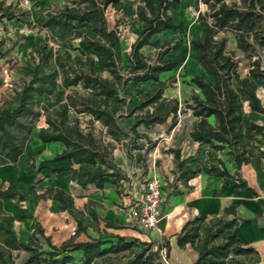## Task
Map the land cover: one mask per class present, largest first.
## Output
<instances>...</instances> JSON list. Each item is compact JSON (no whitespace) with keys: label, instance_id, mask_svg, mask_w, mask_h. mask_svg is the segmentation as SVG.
<instances>
[{"label":"trees","instance_id":"obj_1","mask_svg":"<svg viewBox=\"0 0 264 264\" xmlns=\"http://www.w3.org/2000/svg\"><path fill=\"white\" fill-rule=\"evenodd\" d=\"M183 2L140 0L134 6L131 0H69L64 6L40 8L39 25L59 27L63 31L59 41L69 43L70 49H56L44 39L30 53L35 67H21L20 87L0 106V166L18 161L42 119L40 140L64 146L43 163H66L49 168L53 174L71 172L72 180L83 188L90 184L102 188L106 183L129 179L115 160L117 144L126 146L132 158L129 143L133 149L141 150L143 145L137 139L150 140L138 131L139 126L151 129L170 122L171 131L177 127L179 115L190 111L194 121L189 137L208 147L209 161L191 156L185 159L180 149H171L182 184L188 186L191 178L206 173L223 178V186L233 183L238 188H248L239 170L255 156L264 155L259 139L264 125L250 115L264 114L257 92L264 88V0H195L206 6L198 17L204 26L198 37L189 40V47L202 71L185 81L192 90L181 99L165 96L168 82L162 74L181 64V60L167 57L171 43L161 45L154 57L145 55L142 49L159 45L156 36L165 31L186 32L185 22L174 15ZM109 8L134 10L142 24L127 58L120 31L109 23ZM32 15L30 9L0 0V22L32 26ZM230 35L237 50L228 47ZM75 39L84 40L98 59L75 47ZM6 55L7 51L0 47V58ZM243 61H247L246 74L241 72ZM148 82L149 88L137 87ZM129 84H133L139 97V104L134 107ZM49 98H53L51 103ZM123 117L135 118L130 131L121 125ZM95 123L100 124V131ZM222 156L236 165L235 173L229 171ZM39 182L31 188L33 198H54L61 210L76 208L74 197L63 189L50 186L38 193ZM8 198L26 200L16 192L13 181L0 180V264H70L75 261V252L81 253L78 264H163L153 241L111 232L109 228L118 227L109 221L101 228L94 201L87 208L97 222L96 235L90 234L87 225L78 219L75 234L60 245L54 244L42 227L24 241L12 229L14 215L4 209V199ZM230 214L232 218L226 217ZM17 216L26 218L28 210L21 208ZM239 223L235 205L226 207L223 215H196L185 222L176 242L179 247L191 246L198 253L193 264H260L258 250L234 232ZM82 234L85 239H79ZM166 249L169 257V241Z\"/></svg>","mask_w":264,"mask_h":264},{"label":"rangeland","instance_id":"obj_2","mask_svg":"<svg viewBox=\"0 0 264 264\" xmlns=\"http://www.w3.org/2000/svg\"><path fill=\"white\" fill-rule=\"evenodd\" d=\"M7 3L14 2L24 9H30L33 13V25L27 26L22 23L7 21L0 22V47L7 51V55L4 58H0V106L7 100H10L14 95L16 88H19L22 80L20 75L21 67L25 65H31L35 67L33 60L31 59L30 53L33 48L44 39H47L50 45H53L56 49L62 51L70 49L69 43L63 41L60 42V38L63 35V31L56 26L42 28L38 21V11L40 8H54L64 6L69 0H6ZM136 6L140 0H131ZM206 9L205 4H196L195 0H184L180 9L174 12L177 20H183L186 24V32L181 34L179 32L165 31L156 36L160 43L157 46H145L142 51L145 55L154 57L159 51H161V45L166 41L171 43V49L167 57L171 59L181 60V64L178 68L165 72L162 74L164 80H167L168 87L165 91L167 97H179L183 98L185 95H190L192 86L185 83L195 75L202 71V66L195 57L193 51L189 47V40L198 37L203 29L204 23L198 21L200 11ZM107 16L111 26H115L120 31V35L123 40V47L125 58H127L131 52V46L136 40L142 24L137 21V17L134 10L123 12L114 8H109ZM75 47L84 49L88 57H94L98 59V56L90 49V47L82 39H75L72 41ZM229 49L237 50L235 46V40L230 35V41L228 45ZM77 53V50L73 51ZM239 53V56L243 55ZM45 70V69H42ZM242 74L247 73V61L241 63ZM150 82L138 84V88H149ZM128 89L133 94V101L131 107L139 104V97L136 95L135 87L133 84H129ZM258 95L262 99L264 104V88L258 89ZM54 98V97H53ZM53 98H49L48 102L51 103ZM245 110L248 111L246 99ZM140 113V112H137ZM136 113V114H137ZM251 117L264 125V114L257 112L250 113ZM134 117H123L120 120L121 125L130 131L131 124L134 122ZM194 117L191 112L182 113L179 115V123L176 128L169 131L170 122L162 125H156L153 128H146L144 125L138 127L140 133L148 135L147 138H139L137 142L143 145V149L135 150L129 143L131 148L132 158L127 152L126 146L117 144V148L114 151L115 160L124 167V171L127 173L129 179H136L140 184H144L145 180L157 174L163 187L162 195V221H161V232H155L154 235L148 239L140 229L134 228L131 225L128 227L134 230L136 233H140L142 241H153L154 249L161 250V247L168 243L166 223L173 217L168 215L170 208L174 204V198L176 194L181 190L185 189L182 181L179 178V171L176 167L175 157L171 149H180L182 158H188L189 156L195 157L197 160L207 158L208 147L197 146L189 137V131L191 130ZM38 126L44 124V120L40 119L37 122ZM97 131L101 130L99 123H95ZM130 142V141H129ZM37 142L29 144V147L35 148ZM47 152H54L57 150V145L45 146ZM191 161L188 160V163ZM196 165V162H193ZM134 171V172H133ZM128 186V183H126ZM39 188V186L37 187ZM40 189V188H39ZM122 193L125 192L122 190ZM9 211L11 206L7 203L5 205ZM97 209L96 204L94 205ZM70 219H73L74 214L71 212L66 213ZM85 223L90 231L96 235L95 223L85 215H79L76 213ZM127 223V222H126ZM128 224V223H127ZM100 225L105 226V220L101 218ZM22 225H17L16 230L21 233ZM57 232L55 233L56 236ZM56 238V237H55ZM79 239H85L84 234ZM167 251V249L165 250ZM23 255V254H21ZM75 257L74 263L78 264V260L81 257L80 252L73 253ZM169 261L174 263L173 261Z\"/></svg>","mask_w":264,"mask_h":264},{"label":"crops","instance_id":"obj_3","mask_svg":"<svg viewBox=\"0 0 264 264\" xmlns=\"http://www.w3.org/2000/svg\"><path fill=\"white\" fill-rule=\"evenodd\" d=\"M39 127L33 132L32 137L27 142L25 152L19 157L18 161L0 166V180L13 181L16 184V192L26 198L24 201L17 198L4 199V209L14 215L12 229L16 235L20 239L28 241L34 232L42 227L45 235L50 237L54 244L60 245L75 234L77 220L81 219L76 213L80 216L89 217L96 224V229L97 222L90 216L87 208L89 202L94 201L97 206L96 211L99 220L101 221L102 218L105 223L109 221L118 227L109 228V231L142 238L140 233L131 230L128 227L129 224L126 223L123 208L131 201L132 195L126 191H124L125 194L122 193L120 182H109L102 188L94 184L83 188L72 180L71 172L53 174L49 167H62L66 163L51 162L44 164L43 162L60 153L64 146L59 142H42L39 138ZM259 139L261 141L260 147L264 152V128L260 130ZM35 142H37L35 148L29 147V144ZM195 143L197 146L204 147L198 142ZM49 145H57V150L47 152L45 146ZM38 151L40 152L35 154ZM29 153H34V155L30 156ZM222 157L226 160L229 171L235 173L237 170L236 165L225 156ZM200 160L205 163L209 161L206 157ZM118 164L121 166L120 163ZM122 168L124 169V167ZM239 172L247 182L248 188H238L233 183L223 186V178L200 173L191 178L188 181V186H184L185 189H181L176 194L175 202L168 213L173 217L166 223L165 227L170 243L169 258L171 261L181 264H193L197 258L198 253L191 246L181 248L176 242V235L186 221L196 215L205 218L213 215H223L226 207L235 205L240 223L235 227L234 232L244 243L252 245L258 250L261 256L260 264H264V155L255 156L250 163L243 165ZM39 180L37 187L39 186L40 189L37 188L38 193L44 192L50 186L63 189L74 197L76 208L61 210L60 203L54 198H33L30 191ZM125 181L128 183V188L132 184H140L136 179ZM7 203L11 206L9 211L5 207ZM21 208L28 210V216L24 219L17 216ZM81 211H84V214H81ZM68 212L74 214L73 219L67 216L66 213ZM226 217L232 218L233 215L230 214ZM18 224L22 225L21 233H18L15 229ZM100 227L104 228L101 225ZM88 232L94 235L89 229ZM154 234L155 232L152 234L145 233L148 239ZM201 264H207V262L202 261Z\"/></svg>","mask_w":264,"mask_h":264},{"label":"built area","instance_id":"obj_4","mask_svg":"<svg viewBox=\"0 0 264 264\" xmlns=\"http://www.w3.org/2000/svg\"><path fill=\"white\" fill-rule=\"evenodd\" d=\"M120 185L123 191L132 195L131 201L123 208L127 223L145 233L161 232L163 187L160 177L154 174L144 184H132L130 188L125 180L120 181ZM165 250L162 246L163 264H181L170 262Z\"/></svg>","mask_w":264,"mask_h":264}]
</instances>
